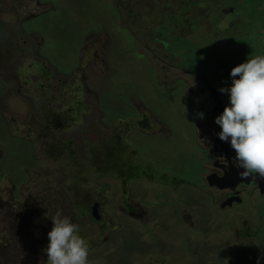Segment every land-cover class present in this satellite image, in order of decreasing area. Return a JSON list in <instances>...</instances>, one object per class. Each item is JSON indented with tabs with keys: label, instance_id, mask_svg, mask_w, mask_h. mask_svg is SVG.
<instances>
[{
	"label": "rangeland",
	"instance_id": "obj_1",
	"mask_svg": "<svg viewBox=\"0 0 264 264\" xmlns=\"http://www.w3.org/2000/svg\"><path fill=\"white\" fill-rule=\"evenodd\" d=\"M235 2L225 8V15H217V23H209V14L202 32L206 40L199 36L202 44L191 45L188 55L177 53V48L186 47L184 41L178 40L175 49L165 44L157 28H151L149 15L131 16L125 4L129 13L121 12L112 0H23L17 9L0 10L5 30L0 42L9 43L15 52L12 69L0 68V197L5 201L0 212V264L40 263L34 255L40 258L44 228L30 222L36 214L42 217L49 202L68 209L72 201L105 200L99 202L102 225L100 219L83 221L71 210L68 216L91 246V264H141L150 257L158 261L160 255L167 257L165 264H221L226 251L240 247L233 237L235 229L264 224L261 199H254L253 209L248 198L222 211L202 189L174 186L171 178L156 184L115 175L134 173L130 164L140 160L142 175L154 167L192 185L202 183L203 153L208 152L197 149L195 132L203 130L198 107L206 102L190 97L193 82L190 87L181 83L189 80L187 72L196 73L209 78L221 93L220 88L232 86L234 67L264 54L256 52H264V0ZM253 28L259 32L257 38ZM185 35L191 41L192 34ZM25 40L29 47L24 53ZM214 49L219 58L211 53ZM221 94L230 106L229 95ZM53 112L67 123L59 120L60 128L48 132V122L56 124ZM138 120L147 121L149 129L139 131ZM45 134L47 144L41 145L38 141ZM61 140L67 146L51 148ZM109 140L120 141L123 155L111 157L113 150L103 146L108 147ZM45 193H50L48 203ZM122 199L138 205V214L145 208L147 217L135 220L111 211L110 204L117 207ZM8 209L16 214L15 225L9 222ZM24 225L28 234L21 230ZM31 228L37 236L35 261L26 255ZM256 241L239 249L242 258H231L246 264V256L251 258L247 264H264V243Z\"/></svg>",
	"mask_w": 264,
	"mask_h": 264
},
{
	"label": "flooded vegetation",
	"instance_id": "obj_2",
	"mask_svg": "<svg viewBox=\"0 0 264 264\" xmlns=\"http://www.w3.org/2000/svg\"><path fill=\"white\" fill-rule=\"evenodd\" d=\"M20 1H23V0H0V10H4L8 8L17 9L16 5ZM4 32H5L4 25L0 21V34L2 35ZM4 36H6V34H4ZM10 42H13V41H10ZM24 42L25 43L22 46V48L25 53L26 49L29 46L27 45L28 41L25 40ZM16 44L18 47H21V44L19 43H16ZM14 56H15V52L9 46V43H4L1 41L0 42V68H1V65H5L6 68L12 69V67L14 66L13 63L15 62ZM187 73H188L187 76L189 77V80H186L187 81L186 83H181V84L182 85L186 84L188 87H190L189 84L193 82V78H194L195 86L190 89L192 91L191 92L192 95L190 97L198 98L199 100L206 102V104H202V106L198 107L199 110L204 114V118L202 119V121L200 120L199 122L200 123L199 128H203V130L201 131L200 129H197L195 132V136H196L195 141L197 143V149L205 150L208 152V153H203V161H205L203 165L205 170L202 167L203 181L199 186L192 185V183L190 181L188 182L186 178L176 176L174 175L173 172L170 173L169 171H160L159 174L165 175V178H162V179L160 178L155 183L162 184L163 181L171 178V180L173 181L172 185L174 186L181 185V187L183 186L184 188H188L189 186L191 188H198V190L202 189L201 192L210 196L214 205L217 206L222 211L228 208H234L244 203L248 198H250L248 200L250 208L253 209L254 199L255 200L261 199L262 201H264V194H262L261 189L258 186V183H256V181L253 180L251 177L244 179L248 181L247 184L245 182L238 183L234 181V180L241 178L239 176V172L244 171V170L243 169L237 170L232 165L233 157L236 155L235 151L231 148L230 142L221 141L219 139V136L217 135L219 132L222 131V129L220 128L219 125L215 123V119L216 117L220 116L223 113L224 108L227 106L226 103L224 102V97L221 93H219L214 88L215 85L210 82L209 78L198 75L196 73H189V72ZM19 85L20 87H22V83ZM19 92H21V90H19ZM51 116L53 117V120L54 122H56V124L48 122L47 124V126L49 127L48 132H50V130H53V129L55 130L59 129L60 126L62 125L61 121H63V119H61L62 115H59L53 112ZM63 122H65V124L67 123L65 119ZM139 123L141 125L139 128L140 129L139 131L148 130V129L143 128V127H146L147 125L146 122L142 124L139 121ZM132 127H133V130H132ZM132 127H131V131H134L135 126H132ZM39 137H41L40 134L38 135V138ZM201 141H204V143H202ZM38 142H40L41 145H43L44 143L47 144L46 134H45V138L40 139ZM59 142H62V140L57 141V143ZM53 146L54 145L52 144L51 145L52 149H53ZM201 166H202V163H201ZM234 174L238 176L236 177ZM115 175L125 181L133 180V179H138V181L144 180V179L152 180L148 176L142 175V174L140 175L137 172H134V173L115 172ZM218 180L221 181L220 183L229 184L230 187L220 188L217 185L211 184L214 182L217 183ZM71 189L75 190L77 189V187H73ZM126 194L127 192L124 191V196ZM49 197H50V193H48V195L47 193H45V203H48L47 198L49 199ZM122 201L123 203L118 205L117 207H113L111 203L110 204L111 211H115L118 213L124 212L126 215L130 216L133 219H135V217H142V216L147 217V211L145 208H142L144 211H142L141 214H138L136 213L139 208L138 205H135L132 203L127 204L125 203L123 199ZM99 202L104 203L105 200L98 201V202H93L92 200H90L89 204L77 203L75 201L74 202L72 201L71 207H69L68 209L66 207L60 208L59 206L49 202L48 207L42 213L41 218L39 217L38 214L34 215L30 224L32 226H36L37 228L39 226H42L44 228V231L42 234V241H41L42 247L40 251V258H37L36 255H34V258L40 260L39 264H42V262L43 264H46V261H47V255L43 250L46 249L47 245L49 244L48 233L51 231L53 227V224L51 221L52 215H54L57 210H62L63 214L66 213L65 216H69L70 210H71V213L76 212L82 218L83 221H91V220L96 221V219H100L99 221L102 225L105 222V219L103 218L104 215L101 212V206ZM3 203H5V201L3 199V196H1L0 197V212L4 208ZM95 207H96V210H95ZM8 214L12 215L9 222L12 223V225H15L16 224V214L13 215L10 209L6 211V215ZM71 220L73 221L72 215H71ZM113 228L114 229L119 228L118 224H113ZM226 228H229V226H227ZM21 230L24 232V234H28V231H29L28 225H24V228H22ZM102 232H103V228H101L100 233ZM35 233L36 232L31 228V235H30L31 238L29 241L31 243V247L30 249H28V252L26 253V255L31 257L32 261H35L33 259V250H34L35 244L37 243L36 241L37 236ZM219 236H220V233L218 231L216 238H218ZM233 237L236 239V242L240 243V247H236L232 252L226 251V254L221 256V264H227L225 259L228 260V264H240L239 262L234 261L231 258V256L242 258V254H241L242 251L240 252L239 249L252 246L251 242L253 243L256 240H260V242L264 243V224L262 223V225L258 226V222H257V226L253 224V225L243 226L242 229H235ZM116 239L117 238L113 236L112 241H115ZM242 240H246V241L249 240V243L246 245H243ZM154 258L157 259L156 257H150L148 258V261L146 259L144 260V262H141V264H165L167 260V257L162 256V255L159 256L158 261H156ZM244 258L246 260H244ZM250 259H247L246 256L243 257V260L245 261L246 264L250 262L249 261ZM34 263L37 264L36 261Z\"/></svg>",
	"mask_w": 264,
	"mask_h": 264
},
{
	"label": "clouds",
	"instance_id": "obj_3",
	"mask_svg": "<svg viewBox=\"0 0 264 264\" xmlns=\"http://www.w3.org/2000/svg\"><path fill=\"white\" fill-rule=\"evenodd\" d=\"M231 77L232 86L219 89L229 95L230 106L215 119L222 129L217 135L221 141L230 142L235 151L232 165L244 170L239 176L255 180L257 175L264 177V55L248 58L234 67ZM193 82L195 86L194 78ZM199 118L203 119L204 114L199 113ZM51 221L49 244L43 250L47 255L46 264H91V246L80 235V226L62 210H57Z\"/></svg>",
	"mask_w": 264,
	"mask_h": 264
},
{
	"label": "trees",
	"instance_id": "obj_4",
	"mask_svg": "<svg viewBox=\"0 0 264 264\" xmlns=\"http://www.w3.org/2000/svg\"><path fill=\"white\" fill-rule=\"evenodd\" d=\"M255 1V0H251ZM262 1V0H261ZM214 3V5H213ZM235 5V0H223L220 4L213 2L211 0H128V2L122 3V1L112 0V4L114 8H118L119 11L127 10L126 7L123 5L125 4L130 9V13L127 10V12L132 16L133 14H136L138 18H142L143 15H149V17L152 19V23H154L151 27L153 30L157 28L158 33H160V36H162L165 40V44L170 45L173 49L176 48V45L178 43V40H181L186 42V47H179L177 48L179 54L182 55H188L190 51V46L194 45V47L200 46L202 43L198 41L197 38L199 36L204 40H206L205 37H203L202 32L205 30L204 26L208 25L207 18L210 15L213 16V21L209 22H215L217 23V15L218 14H226L224 12L225 8L227 6ZM136 7L140 8V11L136 10ZM230 7V6H229ZM222 10L221 12H216L217 10ZM263 11V8H262ZM216 12V13H215ZM202 13L204 16L201 18L200 16L196 15ZM178 15V16H176ZM197 18H199L197 20ZM264 20V16H263ZM125 24V23H124ZM212 26H216L213 24ZM217 27V26H216ZM190 32L192 34V37L190 40L186 38L185 32ZM253 31L256 32L255 36L257 38L258 31L257 29L253 28ZM208 31H205V34L207 35ZM224 36V34H223ZM264 37V36H263ZM202 40V41H204ZM139 45L141 46L142 43L138 40ZM219 41L216 43H212L210 48L215 47L216 45H219ZM221 49V47H220ZM251 51L254 48H249ZM259 49V47H258ZM259 51V52H258ZM215 49L211 52L214 53ZM257 53H264L262 50H256ZM259 54V55H260ZM151 55V54H150ZM264 55V54H263ZM211 56V55H210ZM215 58H219V53L213 54ZM209 57V55H207ZM213 57L211 58L210 62H212ZM149 65L151 64L148 60ZM210 66V65H209ZM147 123V121H146ZM144 129H149L148 127H143ZM110 140L107 145L103 144V146L106 149V151L113 150L112 152L109 151L111 157H118V155H123L120 152L124 149L123 146H121V143L119 140H115L112 142V144H109ZM65 144V145H64ZM67 146L66 142L62 140V142L57 143V145L53 146V149H56L57 147ZM120 153V154H118ZM134 154L136 156V151L134 150ZM113 163V160L111 161ZM140 160H137V165H133V167L136 168L135 172H138V174L141 175L142 171L139 165ZM129 165V166H130ZM121 168L122 166L119 165ZM159 171L155 169L154 167H151L147 172L146 176L151 178L154 181H158L161 176L158 173ZM158 175L156 176V174ZM162 179V178H161ZM163 183V182H162Z\"/></svg>",
	"mask_w": 264,
	"mask_h": 264
},
{
	"label": "water",
	"instance_id": "obj_5",
	"mask_svg": "<svg viewBox=\"0 0 264 264\" xmlns=\"http://www.w3.org/2000/svg\"><path fill=\"white\" fill-rule=\"evenodd\" d=\"M234 175H235L236 177L238 176V175H236V174H234ZM234 181H236V182H238V183H240V182H245L246 184L248 183L247 180H244V179H242V178H239V179L234 180ZM255 181H256V183H258V186L260 187L262 194H264V177H259V176L257 175ZM220 182H221V181L218 180L217 183L214 182V183H211V184H213V185H217V186L220 187V188H228V187H230L229 184H226V183H220ZM95 210H96V207H95Z\"/></svg>",
	"mask_w": 264,
	"mask_h": 264
}]
</instances>
